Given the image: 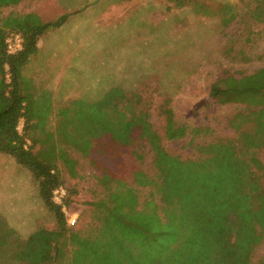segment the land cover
Here are the masks:
<instances>
[{
  "label": "trees",
  "instance_id": "obj_1",
  "mask_svg": "<svg viewBox=\"0 0 264 264\" xmlns=\"http://www.w3.org/2000/svg\"><path fill=\"white\" fill-rule=\"evenodd\" d=\"M20 1L0 0V9ZM245 1L254 22L264 24V0ZM221 7V24L229 26L233 18L226 13L237 5ZM67 17L43 23L31 13L14 19L16 29L0 27V155L31 171L56 220L58 237L48 264H264V257L254 258V248L264 240V171L256 155L264 148V67L240 78H218L211 85L210 96L216 102L243 106L231 126L239 130L254 124L236 142L211 138L194 145L195 138L210 134V129L178 125L172 108L161 105L165 138L189 137L198 151L195 158L184 159L165 149L138 91L114 86L101 109L61 110L59 142L95 165L105 188L92 203L94 221L86 230L68 225L53 191L65 185L59 162L73 173L76 160L50 133L39 143L37 131L44 130L49 108L36 104L22 74L40 37L61 27ZM11 33L24 39L15 54L6 49ZM40 146L45 148L39 150ZM97 153L114 159V166ZM66 204H72L71 193Z\"/></svg>",
  "mask_w": 264,
  "mask_h": 264
},
{
  "label": "rangeland",
  "instance_id": "obj_2",
  "mask_svg": "<svg viewBox=\"0 0 264 264\" xmlns=\"http://www.w3.org/2000/svg\"><path fill=\"white\" fill-rule=\"evenodd\" d=\"M225 4L237 7L226 13L233 20L223 27L220 11ZM245 4V0H22L1 8L0 27L5 31L16 29L15 18L31 13L43 23L68 16L61 27L40 37L37 52L22 71L36 104L49 108L44 130L37 131L39 143L49 133L60 141L61 110L101 109L114 86L142 93L152 125L174 155L195 158L194 145L211 138L236 142L254 124L239 130L231 126L243 106L216 102L210 88L218 78H240L264 67V24L254 22ZM32 20L36 23L38 17ZM164 103L174 111L178 125L209 128L211 133L197 136L194 145L189 137L165 138ZM20 124L22 132L24 119ZM65 149L76 165L71 173L62 161L58 164L72 200L64 214L67 220L77 216L75 225L67 221L73 230H86L94 221L92 203L105 188L95 165L78 151ZM96 155L114 166L108 155ZM256 155L264 171V148ZM146 158L150 160L149 152ZM57 228L31 171L0 155V264H48ZM260 257L264 240L254 248V258Z\"/></svg>",
  "mask_w": 264,
  "mask_h": 264
},
{
  "label": "built area",
  "instance_id": "obj_3",
  "mask_svg": "<svg viewBox=\"0 0 264 264\" xmlns=\"http://www.w3.org/2000/svg\"><path fill=\"white\" fill-rule=\"evenodd\" d=\"M24 39L20 33H11L6 39V49L9 54H15L22 50ZM21 123V122H20ZM21 124L18 126V130L21 132ZM67 190L64 186H60L53 191V201L60 205L62 211L66 214L68 206L66 204ZM70 225H75L77 222V216L71 215L68 219Z\"/></svg>",
  "mask_w": 264,
  "mask_h": 264
}]
</instances>
